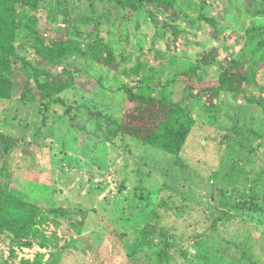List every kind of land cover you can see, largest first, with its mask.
Wrapping results in <instances>:
<instances>
[{"label":"rangeland","instance_id":"obj_1","mask_svg":"<svg viewBox=\"0 0 264 264\" xmlns=\"http://www.w3.org/2000/svg\"><path fill=\"white\" fill-rule=\"evenodd\" d=\"M166 1L126 31L111 3L13 0L28 52L0 97V264H264V0ZM210 56L202 86L176 78ZM162 97L195 119L178 152L123 128L171 131Z\"/></svg>","mask_w":264,"mask_h":264},{"label":"trees","instance_id":"obj_2","mask_svg":"<svg viewBox=\"0 0 264 264\" xmlns=\"http://www.w3.org/2000/svg\"><path fill=\"white\" fill-rule=\"evenodd\" d=\"M100 2H107L114 5L115 10L120 15V25L126 31L130 30V26L132 23L130 17L128 16V11L130 12L131 10L133 14V10H135V16L138 17L142 15L141 11H143V9L146 8L150 3H153L155 6L161 3H170V1L167 2L166 0H100ZM13 6V0H0V97L12 96V81L11 78L6 76V73H9L10 71L9 68L10 64L13 61V58H19L21 56L25 58V55L27 54H24V52H28L27 49L21 50L22 46L18 45L14 29L11 25L10 18L12 16ZM150 15L152 16V14ZM104 18H106V21L112 28L117 27V24L114 23L110 19V17ZM90 22H92V24L94 23L95 25V27L90 31V36L94 35V40L98 41L96 43V48H100V46H104V44L101 42V40L103 39L100 33V28L103 25L102 19L92 18ZM133 23L137 25V20H135ZM138 27L139 25L136 26V28ZM40 54L46 59H49V61L54 65H59L65 59L64 55H59L56 52L55 46L43 48L40 51ZM109 54V60H112V54ZM215 62L216 61L214 59V56L204 58V60L196 62V64L191 65L189 68L180 73H177L175 76L180 80L182 79L188 81L190 84H198V86H202L205 82V78L209 75L210 70L213 69L212 67L215 65ZM25 65L27 66L26 62ZM28 65L32 70L34 82L37 88L41 91L42 94L49 95L52 83L51 79L49 78L50 75L48 74L45 78L47 72L41 71L34 65V63L30 61H28ZM218 78L223 77L219 75ZM128 90L132 93L131 88H128ZM230 90L237 92V89L235 87L231 88ZM192 99L195 100L196 98L192 97ZM158 102L161 106L159 112L166 111L167 116L169 115L171 121L173 122L171 131L165 130L166 125H164V122L158 123L157 121L156 124H153L152 127L149 128V130L144 131V125H138V123H134L133 120L129 119L126 120L127 123H125L126 121H124L123 128L124 130H128V132L136 134L143 139L146 138L147 140H152L158 146L167 147L175 152H178L182 147L185 138L191 132V129L193 128L195 123V119L189 109L173 105L172 100L168 97H162L161 99H158ZM197 114H200V116H202L204 112L198 110ZM132 126L134 127L130 131V127ZM136 128L138 129V131H135ZM3 139L4 134L0 133V144ZM2 171L3 170L0 169V173H2ZM4 202L6 203V200ZM4 226L5 228L13 231L14 233H17L20 236H26L31 228L30 221H19L18 218L14 216L8 217L5 221Z\"/></svg>","mask_w":264,"mask_h":264}]
</instances>
